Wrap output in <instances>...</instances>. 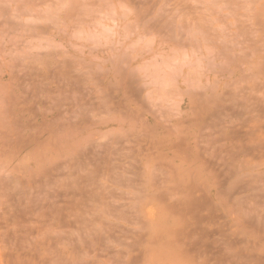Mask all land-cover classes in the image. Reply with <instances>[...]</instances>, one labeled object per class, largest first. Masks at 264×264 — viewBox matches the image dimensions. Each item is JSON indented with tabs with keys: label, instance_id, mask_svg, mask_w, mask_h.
<instances>
[{
	"label": "rangeland",
	"instance_id": "1",
	"mask_svg": "<svg viewBox=\"0 0 264 264\" xmlns=\"http://www.w3.org/2000/svg\"><path fill=\"white\" fill-rule=\"evenodd\" d=\"M0 264H264V0H0Z\"/></svg>",
	"mask_w": 264,
	"mask_h": 264
}]
</instances>
